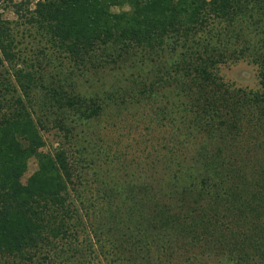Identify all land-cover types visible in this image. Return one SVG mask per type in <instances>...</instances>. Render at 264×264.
I'll return each mask as SVG.
<instances>
[{"label": "trees", "instance_id": "obj_1", "mask_svg": "<svg viewBox=\"0 0 264 264\" xmlns=\"http://www.w3.org/2000/svg\"><path fill=\"white\" fill-rule=\"evenodd\" d=\"M22 4L35 38L85 70L120 67L138 52L158 62L168 47L182 48L172 63L155 64V78L144 80L140 93L151 97L161 86H175L186 112L183 127L176 129L186 139L173 136L172 145L193 151L169 150L175 165L166 186L103 182L104 205L95 215L112 233L115 261L208 264L211 256L222 255L225 264H264V0H26L18 9ZM1 16L0 64L10 67L0 72L16 85L14 99L0 106V259L20 257L33 264L36 250L61 249L59 241L68 240L66 221L73 215L66 202L75 168L62 147L53 154L38 151L44 140L29 111L32 103L42 94L48 108L72 109L90 119L110 101L124 103L134 79L128 91L114 89L101 99L68 91L61 80L46 83L45 62L36 59L29 69L14 63L15 39ZM240 22L263 37L256 45L243 41L245 50L253 48L260 93L234 88L218 74L228 53L235 59L244 54L229 38L240 36ZM6 80L11 87L3 74L2 83ZM33 156L37 168L22 182ZM72 243H63L64 262L80 264L69 260L86 249L82 245L71 256Z\"/></svg>", "mask_w": 264, "mask_h": 264}, {"label": "rangeland", "instance_id": "obj_2", "mask_svg": "<svg viewBox=\"0 0 264 264\" xmlns=\"http://www.w3.org/2000/svg\"><path fill=\"white\" fill-rule=\"evenodd\" d=\"M22 1L26 0H0L1 18L10 22L11 34L15 39L17 59L14 63H17L18 67L29 69L30 63L36 59L45 62L43 76L46 83L61 80L60 84L64 85L68 91L88 98L101 99L114 89L127 88L131 85L128 80L134 79L131 96L129 97L126 93L124 103L111 101L108 104L104 103L100 113L90 119L82 118L72 109L61 110L54 106L48 108V105L43 102L42 94H39L32 103L29 111L38 124L44 140V144L38 151L53 154L58 147H62L67 151L75 168L73 183L69 185L66 202L73 215V219L66 221L70 232L69 238L59 241L58 247L61 249L50 247L47 250H36L35 255L32 256L33 264H65L66 253L64 254L62 249L67 247L63 243L68 241L73 242L69 246L68 254L71 256L76 254L75 249L82 248V245L86 249L82 256L74 255L70 262L126 264L124 260L115 261V255L112 254L111 249L112 233L108 234V226H99L104 220L99 219V214L95 215V210L98 211L100 205H104L103 182L106 185H113L115 182L121 185L125 182L127 185L128 181L141 183L144 180L159 187L171 182L169 180L175 164L174 161L169 162L168 156L172 154L169 150H175L179 146L178 143L176 146L172 145L173 136L176 140L186 139L179 136L176 129V127L179 129L183 127L182 120L186 113L183 112V99L180 94L179 96L175 94L177 89L174 85L164 86V88L161 86L151 97H145L140 90H143L144 80L149 82L155 78L153 76L155 70H152L155 64L161 61L172 63L178 58L182 48L177 46L175 50L171 49L175 48L174 45L171 48L168 47L158 62H152L149 56L138 52V58L133 60L135 62L128 60L120 67L107 66L85 70L80 65H72L60 53H51V49L45 42L36 39L38 36L25 22L26 5L22 4V7L18 9ZM33 6L34 4L31 3L30 9ZM258 33L260 34L250 23L240 22V36L235 34L230 35L229 38L235 44V48L244 50V54L240 56L241 58L235 59L228 53V59L218 68V74L225 83L234 88L244 89L246 92L260 93L262 91L258 75L259 68L251 59L253 48L245 50L243 43L244 39L255 45L261 43L263 37ZM41 49L46 55L40 53ZM261 51L264 52V49ZM3 65L2 67L0 64V70L10 67L7 62ZM3 74L5 79L8 77L12 82L11 87H7L9 86L7 80L5 84L2 83ZM12 85L14 87L16 82L9 73L0 74V106L3 102L5 105L8 102L10 104L14 99ZM61 125H64L68 131L61 128ZM255 137L254 133L250 135L251 140ZM179 147L181 151H193L192 148L188 150L186 147ZM36 168L37 160L33 156L27 160L22 182H25ZM162 195L161 198L164 199L165 194L162 193ZM165 197L168 198V196ZM76 232L79 235L78 239L74 235ZM97 237H101L102 248L96 240ZM93 249L94 252H91ZM100 250L106 251L105 255ZM150 255L155 256L152 252ZM218 259L222 261L220 264H225L226 259L222 255L211 256L207 261L208 264H218ZM0 264L31 263L25 258L5 257L0 259ZM227 264L233 263L228 261Z\"/></svg>", "mask_w": 264, "mask_h": 264}]
</instances>
